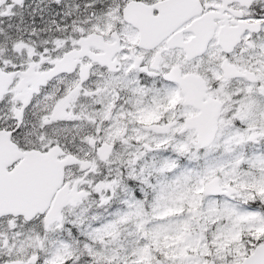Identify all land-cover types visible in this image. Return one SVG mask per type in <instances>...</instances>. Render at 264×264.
I'll return each instance as SVG.
<instances>
[{"label":"snow or ice","instance_id":"6c2138e0","mask_svg":"<svg viewBox=\"0 0 264 264\" xmlns=\"http://www.w3.org/2000/svg\"><path fill=\"white\" fill-rule=\"evenodd\" d=\"M0 264H264V0H0Z\"/></svg>","mask_w":264,"mask_h":264}]
</instances>
